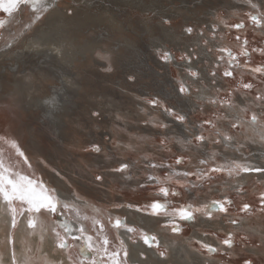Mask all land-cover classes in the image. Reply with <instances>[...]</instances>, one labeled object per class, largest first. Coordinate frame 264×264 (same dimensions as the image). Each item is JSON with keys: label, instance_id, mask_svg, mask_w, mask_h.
Wrapping results in <instances>:
<instances>
[{"label": "rangeland", "instance_id": "rangeland-1", "mask_svg": "<svg viewBox=\"0 0 264 264\" xmlns=\"http://www.w3.org/2000/svg\"><path fill=\"white\" fill-rule=\"evenodd\" d=\"M50 1L72 3V0H37L35 5L22 2L11 12L0 8V55L8 50H18L26 37L44 25L48 14L55 9L53 6L47 11ZM187 3L191 8L188 17L181 14H173L174 17L169 18L159 16L161 23L172 33V42L159 31L160 26L153 24L156 21L150 23L143 20L142 16L146 17L147 13L129 11L128 15L115 5L100 6L98 12H121V17L117 18L119 22L113 21L118 30L112 28L110 20L105 19L110 16L108 14L100 17L98 13L93 15L92 22L90 19L84 22L82 27L87 32V38L92 40L107 32L111 35L108 45L115 49L125 44L123 38L127 36L122 33L129 31L130 37L136 41H133L136 48L126 43L120 47L119 57L100 54L109 66L103 71L96 69L98 72H90L81 66L84 79H76L75 82L86 85L83 91L88 93H83L84 99L81 100L82 94L74 97L81 105L75 106L74 114H70L72 122L66 124L68 129L63 125L57 128L52 122L45 121L41 110L26 112L24 103L16 100L15 96L4 95L6 89H11L9 84H5L4 93L0 95V159L6 167L11 166L16 173L42 185L60 201L55 214L46 210L20 214V205H13L17 208L15 228L11 223L12 214L5 204L6 214L11 217L7 227L6 241L10 242L9 256L4 257L6 264H12L13 252L15 264H44L45 257L39 258V250L40 237L45 230L55 248L60 249L57 245L61 238L66 241L67 246L60 250L67 264H93L91 259H84L85 256H94V264H112L110 255L113 252L119 253L117 259L120 264H124L125 260L126 264H137L131 262L124 238L128 235L132 243H144L142 237L148 234L159 241L154 228L162 231L169 240L188 245L205 264H245L246 261L264 264V200L261 199L264 195V172H240L231 177L226 173H210L209 177L200 179L175 175L186 171L199 173L209 167L229 165L232 161L252 168H264V141L261 140L264 135V99H256L257 96L264 97V72L252 71L253 68L264 67V19L260 27L250 19L253 15L264 16V0H187ZM96 4H101L100 0ZM183 4L184 0H173L163 5L173 11ZM156 10L152 7L149 17L153 16L152 13L156 15ZM57 20L59 17L55 16L53 21ZM145 26H150L152 31H146ZM187 28L193 29L191 34L186 31ZM82 38L80 36L77 40ZM153 39L158 44L146 48V45L155 44ZM225 49L231 52V56L228 51H223ZM245 50L248 55H241ZM164 53H169L171 59H162ZM226 70L233 75L224 76ZM192 72H196L197 76L193 77ZM47 79L48 83L42 78L38 82L33 80L35 93L44 91L52 94L56 81L54 84ZM245 83L252 84V88L244 89ZM182 84L188 90L186 93L180 92ZM87 97L91 99L90 105L86 103ZM151 100L158 103L153 105L149 103ZM98 101L104 103V108L96 105ZM64 106L74 108V104ZM115 107L122 113H116ZM104 109L114 110L112 115L118 114L120 120L103 113ZM165 109H172L175 114H169ZM176 115L185 116V120H177ZM253 115L257 116L255 124L251 123ZM199 135L206 140L198 142L195 137ZM225 135L232 139L225 141ZM217 139L220 143H213ZM13 142L24 153L23 157L17 155ZM95 146L99 147L98 152L94 151ZM180 157H183V162L177 164L176 160ZM201 159L208 163L201 165ZM104 163L107 166L103 167ZM122 164L128 165L126 171H113ZM150 164L161 166L152 168ZM150 175L162 180L171 176L164 186L180 194L164 197L159 192L160 185L148 179ZM96 176L103 179L97 181ZM110 176L119 179L113 180ZM177 180L187 184V187H180ZM58 185L66 190L71 200L58 194ZM107 190L112 195L108 200L103 195ZM154 201L166 202L169 210L188 204L200 210L194 213V220L182 221L164 214L152 215L150 205ZM214 201L224 203L227 211L217 210L213 206ZM65 203L74 205V209L65 210ZM245 204L250 206L248 210L243 209ZM130 213L159 220L150 229L130 223L127 220ZM22 218L34 220L35 226L28 227L30 232H37L39 241L37 248L27 249L25 257L19 260L14 248V235ZM117 218L135 231L128 232L124 226L113 227ZM169 221H173L180 231L173 232ZM64 225L71 226L74 231L67 234ZM81 225L85 229L84 237L73 240L72 236L79 235L75 229ZM196 229L210 238L206 244L216 248V252L209 253L202 248L204 243L195 239ZM229 234L233 238L231 248L222 243ZM87 236L93 238L89 243L97 251L81 254L80 248ZM103 237L109 241L107 252L102 246ZM153 245L158 255L160 251L166 253L164 257L159 255L161 258L168 255L165 246L159 244L157 248L155 242ZM125 249L127 258L124 256ZM69 257L72 259L69 260ZM141 259L145 261L146 256L142 254ZM2 262L0 254V264Z\"/></svg>", "mask_w": 264, "mask_h": 264}, {"label": "bare ground", "instance_id": "bare-ground-1", "mask_svg": "<svg viewBox=\"0 0 264 264\" xmlns=\"http://www.w3.org/2000/svg\"><path fill=\"white\" fill-rule=\"evenodd\" d=\"M172 1L173 0H100L101 4H96L98 0H72L71 1L72 3L70 4L67 2H58V3L56 1L48 2L47 11L51 10L53 6L55 7V9L51 10L49 14L47 13L48 18L47 21L45 20L46 22L44 23V25L40 27L36 32H34L31 36L29 35L28 37H26V39L21 42L18 50L16 51L8 50L6 51V53H2L0 55V95L4 93V89L6 88L5 84L7 85L9 84L11 89H6L7 92L4 95L15 96L16 100L24 103L23 107L25 108L26 112L31 113L30 109L41 110L42 113L44 114L43 118L45 121L49 123L52 122V125L56 126L57 128H59L62 125L63 127L65 126L67 127L66 124L70 125L72 122L70 118V114H74L75 106H78L79 104L75 101L76 99H74V97L76 95L80 96V94H82L80 96V100L84 99L82 98L83 93L87 92L86 90L83 91L84 87H87L86 85H84L82 82L79 83L75 82L76 79L77 80L84 79V75L80 70L82 69L81 66L88 68L90 72L91 71L98 72L97 70L107 69L109 67L108 62H105L101 58L100 54L102 56L119 57L121 53L120 51L122 49L120 47L127 45L126 43H129L128 44L129 47L136 48V46L134 45V42L136 41L130 37L129 31L122 30L123 32H125L122 34H124V36H127L123 38L124 40L123 42H125V44L123 43L122 46L120 44L119 45L120 47L117 46L118 48L115 47V49H111V47H109L108 45L109 44L108 40L110 39L111 35L108 34L107 32L106 34L99 35L94 39L92 38V40L89 39L87 38V32H85V30L82 27L83 24H85L84 22L89 19L90 20L94 19L93 15L99 13L98 10L100 9V6L107 7V6L115 5L118 6L119 8H122L121 10H123L125 13L128 12V15L130 14V12L134 13L133 11H141L143 13L144 12L147 13L146 17H144V15L143 16L141 15L143 20L149 21L150 23L156 21V23L153 24L160 26L159 28H161V30L159 31L163 32L164 36L168 37V39L171 41L173 40V36L171 35L172 33L168 31V27H166L164 23H161L159 16L162 15L163 18H169L173 14H181V16L183 15L184 17H188V15L190 14L189 10L191 9L189 3H187V0H184V4L182 7L174 8L173 11H170L169 8L163 4L164 2L170 3ZM152 7L157 9L156 10L157 13L156 15L155 13H152L153 16L149 17V15L152 12ZM69 10L71 11L70 15L68 14ZM106 14L110 16H108L107 18L105 17V19L107 21L110 20L112 28L115 27V29L118 30V28L115 26L113 21L114 20L117 21V18L121 17V12L119 14H111L108 11V12L99 13V16L100 17L106 16ZM55 16L59 17V20L54 22L53 20L55 19ZM118 22L119 21H117V23ZM88 26L90 27V25ZM145 27H146L145 28L146 31L151 30L150 26H145ZM80 36H83L82 38L83 40L80 39L77 40V38L78 37L80 38ZM152 41L155 44H152L150 46L146 45V48L149 49L151 46L155 47L158 44L156 39H153ZM148 56L149 55L146 53V57ZM148 58L147 59L145 58V60L148 61ZM37 77H39V79L42 78L43 80L48 78L51 82H54V84L55 81L56 84L58 83L57 85L55 84L56 86L55 85L53 86L54 88L52 90L50 89L52 91V94L48 95L44 91H42L40 94L35 93L36 89H32L33 88L32 84H35ZM34 79L35 81H33ZM38 80L36 82H38ZM46 82L48 83L49 81ZM40 90L42 89L40 88ZM86 101L85 102L88 105L91 104V99L89 97L86 98ZM73 104H74V108H67V106L65 108L64 106V105L72 106ZM103 104L100 101L96 102V105H98V107L101 106L104 108ZM114 110L116 111V113H122V110L116 107ZM114 110L104 109V111L102 112L107 114L111 118L115 117L117 120H120L117 116L118 114L112 115V113L115 112ZM155 115L156 114H152V116ZM73 122L75 123V121ZM127 123L129 124V122ZM68 128L69 127H67V129ZM102 166L105 167L107 166V164L104 163ZM110 178L113 180L119 179L118 177L112 178L111 176ZM123 181L124 180H122V182ZM59 182L61 181L59 180ZM60 186L61 185L57 186L58 194L61 195L62 198L65 197L64 195H66V197L68 196L67 198H69V194L66 193L65 189H63L62 187L60 188ZM104 194L107 197V199L105 198L106 200H108V198L112 196L110 190H107L105 193H103V195ZM69 199L71 200V197ZM9 217L10 216L6 214L5 202L3 200H0V254L3 259L2 262L3 264H6V258L4 257L9 256L8 242H10V240L6 241L7 227L8 224L10 225V219H11V217L10 219ZM28 219L29 218L21 219V222L18 226V230L14 235V244H15L14 248H16L15 252L19 260L25 257L27 253L26 252L27 249L34 250L35 248L38 247V241H39L38 234L37 232L34 233L30 232L27 223ZM127 220L130 223H134V224L137 223L140 226H144L151 229L157 225L159 219L156 217H151L141 214L135 215L130 213L128 214ZM45 231L43 235L40 237L39 258L42 259L45 257L44 264H52V262H58V261L60 262V264H67L66 258L64 256L62 257V255L64 254L60 249L55 248L53 241L48 238L49 235H47ZM153 232L159 237V244L160 245L162 244L167 248L168 255L165 258H161L158 255V251H156V249L152 247L150 248L149 246H147L142 242L136 244L132 243L128 238L129 236L127 235L124 239L128 245L130 260L132 263L205 264L202 261V259H200L201 256L197 257L196 251L191 250L190 247H188V245L169 240V237H167L162 231L157 230L156 228H154ZM194 234H195V239H197V241H199L200 243H207L210 240V238L205 236L204 233L199 229H196L194 231ZM142 254L146 256L145 261H142L141 259Z\"/></svg>", "mask_w": 264, "mask_h": 264}, {"label": "snow or ice", "instance_id": "snow-or-ice-1", "mask_svg": "<svg viewBox=\"0 0 264 264\" xmlns=\"http://www.w3.org/2000/svg\"><path fill=\"white\" fill-rule=\"evenodd\" d=\"M31 3L33 5L36 4L37 0H0V8L3 9L4 12H11L12 9L20 4V3ZM253 7H256L255 4L252 5ZM69 14H71V12H69ZM250 19L252 20V22L257 26L260 27L262 26V19H264V16H251ZM0 26H2V22H0ZM235 27H242V25H235ZM186 31L191 34L193 29L192 28H187ZM237 39H239V37H237ZM247 43V41H245V44ZM223 51H228V54L231 56V52L229 50H223ZM253 51H256V49H253ZM264 51V50H262ZM241 55L247 56L248 52L242 51ZM162 59H164L165 61H168L171 59V56L169 53H164L162 56ZM233 60H235L236 58L233 56L232 57ZM253 72H264V67H256L252 69ZM191 75L193 77L197 76L196 72H192ZM213 76H215V73H212ZM224 76L226 77H230L233 75V73L231 71H225L223 73ZM243 88L244 89H251L252 88V84L249 83H245L243 84ZM188 90L187 88H185V86L182 84L180 87V92L181 93H186ZM256 99L258 100H262L264 99V97L261 96H257ZM213 103H215V101H212ZM149 103L156 105L158 103L157 100H151L149 101ZM166 112H168L169 114H175L173 112L172 109H165ZM176 119L183 122L185 120V116L183 115H176ZM257 116L253 115L251 117V123L255 124L257 123ZM205 123H208V121H206ZM232 127H236L235 124L232 125ZM195 139L198 142H203L206 140V138L203 135H199L196 136ZM232 138L230 136L225 135L224 136V140L225 141H230ZM261 140L264 141V135L261 136ZM213 143L219 144L220 140H214ZM12 147L16 150V153L18 156L23 157L24 153L22 151L19 150L18 146L13 142L12 143ZM99 147L95 146L94 147V151H99ZM25 162H27V158L25 157ZM183 162V157H180L176 160L177 164H180ZM208 161L205 159H201L200 160V164L204 165L207 164ZM161 165H157V164H150V167L152 168H156L159 167ZM128 169V165L127 164H122L119 168L117 169H113V171L116 172H124ZM240 172H264V168H252L249 167L247 165H242L239 164L235 161H232L231 164L229 165H220V166H216V167H209L206 171L202 170L199 173L197 172H191V171H186L183 173H175V175L177 176H183V177H189V176H196L197 179H200L202 177H209L210 173H226L228 176H232L234 174H239ZM97 181H101L103 179V177L101 176H96L95 178ZM149 180L151 181H155L156 183H158L160 185L159 187V192L164 196V197H168L169 195L171 196H178L180 193L177 191L172 190L170 187H165L164 184L168 181L171 180V176H167L165 177L163 180L160 177H157L155 175H150L148 177ZM177 184H179L180 187L184 188L187 187V184L182 183L180 180L176 181ZM55 191V190H53ZM0 199H2L5 204L8 206V210L11 212L12 214V227L15 228L17 221H16V215H17V208L13 207V205L15 204H19L20 205V214H23L24 212H28V213H32V212H41V210H46L50 213L55 214L60 207V201L58 199L57 196L52 195V193L48 192L42 185L36 184L34 183V181L30 178H28L25 175H21L16 173L11 166L6 167L4 164V161L2 159H0ZM262 200H264V195H262L261 197ZM213 206L219 210L220 212H226L227 209L224 207V203L221 202H217L214 201L212 202ZM226 203H231V201H226ZM26 206V207H25ZM128 207H132V205H128ZM151 209H152V215H167L173 218L178 217L180 220L182 221H192L195 219V215L194 213L199 211V208H195L193 207L192 204H188L186 206H181L180 208L177 209H171L169 210L168 204L166 202H161V201H154L151 205H150ZM207 207V206H205ZM63 208L65 210H70V209H74V205L71 204H67L65 203L63 205ZM250 208L249 205L245 204L243 206L244 210H248ZM209 217H211V213L209 212ZM77 216H79V211H77ZM84 219H87V217H84ZM94 223H99V221H95ZM170 224H172V228L171 230L173 232H178L180 231L179 227H177L173 221H169ZM232 223H236V221H232ZM28 226L30 228L35 226V222L32 218L28 219ZM121 226H124L127 228L128 232H134L135 229L131 228V227H127V225L124 223L123 220L117 218L115 220V223L113 224V227L116 228H120ZM167 227V225H165ZM65 228V232L67 234H71L74 230L71 228V226L69 225H64ZM76 232L79 233V235H74L72 236L73 240H80L82 237H84L85 234V229L83 227V225H81L79 228L75 229ZM103 231V225H101V232ZM57 236H59V233H57ZM143 240L144 243L147 244L150 248L153 247V242H155V246L158 248L159 247V241H157V238L155 236H150L148 234H144L143 235ZM93 238L91 236H87L85 238V243L81 246L80 251L81 254H83L85 251L87 252H95L97 251L93 245L91 243H89ZM123 242H121L122 244ZM222 243L231 248L233 246V238L232 235L229 234L228 238L224 239L222 241ZM109 244V241L107 239V237H103L102 239V246L104 247V251L107 252V248L106 246ZM60 249H64L67 246L66 241L61 238L59 244L57 245ZM202 248L206 251H208L209 253H214L217 251L216 248L212 247L209 244H202ZM165 252L164 251H160L159 255L161 257L165 256ZM119 253L118 252H113L110 255V259L112 260V264H120V261L117 259ZM124 256L125 258H127L128 256V252L125 249L124 250ZM72 258L69 257V260H71ZM84 259H91L93 261H95V257H87L85 256ZM12 264H15V253L13 252L12 255ZM124 264H126V260L124 262ZM245 264H251L250 261H246Z\"/></svg>", "mask_w": 264, "mask_h": 264}]
</instances>
